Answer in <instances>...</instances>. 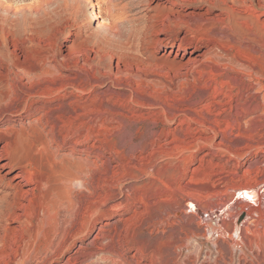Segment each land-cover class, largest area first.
<instances>
[{
  "label": "bare ground",
  "instance_id": "bare-ground-1",
  "mask_svg": "<svg viewBox=\"0 0 264 264\" xmlns=\"http://www.w3.org/2000/svg\"><path fill=\"white\" fill-rule=\"evenodd\" d=\"M95 1L101 10L99 4L104 1ZM240 1L244 11L225 5L217 12L207 9L201 14L193 11L184 14L186 17L198 15V20H189L177 14L163 17L155 12L156 6L151 5L150 0H129L120 6L113 3L105 9V17L109 20L118 18L123 22L124 18L130 16L126 18L130 31L124 34L116 28L114 30L111 26H104L111 29L110 34L108 37L106 34L100 37L97 31L102 27L96 26V33L85 30L88 17L83 18V8L92 3V0H71V7L67 10L69 16L65 17L64 14L62 18L64 21H71L68 33L76 40L65 45L67 52L61 54V59L67 61L74 56L85 55L84 52L88 51L86 57L89 66L97 65L108 54L116 55L117 61L131 67L142 66L145 73L149 67L161 66L187 74L195 72V67L202 63L213 45L221 43L235 51L242 49L251 61L249 64L264 72V5ZM126 13L128 15L122 17ZM2 21L0 25L4 26ZM211 24L226 25L235 37L219 40L211 32ZM100 25L103 26L102 22ZM6 27L1 28L0 33V264H52L59 263L61 259L64 264H84L92 258L102 262L107 259L109 261L108 255L121 258L114 260L112 264H169L164 256L165 251L173 238L170 231L179 224L169 216L153 214L152 205L145 201L136 202L143 207L137 209V204L131 203L132 195L130 197L129 192L123 193L121 190L122 184L117 183V187L110 189L108 194L106 191L102 193L100 180H95V177L104 178L105 167L109 169L107 166L110 167V172L121 176L113 169L116 166L107 164L109 158L101 151L103 141L98 137L103 134L105 126L85 119L91 106L96 107L95 115L99 116L101 113V106L93 96V100L86 97L95 90V86L102 87L98 85L100 79H96L97 84L81 79L78 74L81 69L74 70L73 76H61L53 68L40 62L25 40L16 38L14 43V30L11 32V27L9 30ZM13 28L16 27L13 25ZM43 28L45 30L47 27ZM41 29L40 27V31L43 30ZM77 39L82 42H77ZM10 43L13 49L10 48ZM17 43L20 45H16ZM17 47L20 54L16 51ZM60 67L66 68L61 64ZM85 68L82 67V71ZM20 85L21 89L18 88ZM260 85L264 88L263 79ZM220 87L223 85L220 84ZM229 98L230 103L232 97ZM12 105L15 107L12 108ZM22 114H26L30 121L21 123L15 119V116ZM154 121L156 124H160L158 121L164 124L176 122L175 127L165 129L166 145H175L180 140L178 135L182 133L180 128L184 125L188 131L190 122H198L191 116L181 118L174 113H163L160 120L155 118ZM199 123L204 124V121L197 124L200 125ZM210 127L213 128L211 125ZM200 131L195 130V134L192 132L194 137L189 145L198 146L209 141L207 137L200 136ZM94 149L98 152L92 158ZM261 188H264V184ZM250 190L234 187V193L242 192L243 196L258 202L255 193L258 194L261 189L258 191L256 188L255 193ZM186 197V209L175 210L178 219H181L182 214L192 219L197 217L195 212L188 210L189 203H196L203 213L213 212L215 208L204 210L196 202L199 200L195 196ZM166 199L162 202L169 200ZM174 204L176 207L180 206L179 202L174 201ZM256 211L257 208H252V212ZM115 213L121 214L115 220L103 221L105 214ZM212 227L214 226L210 228ZM212 230L214 232L213 228ZM179 241H174L176 248H180ZM120 243L123 244L122 248ZM261 247L260 256L264 264V244ZM129 252L131 254L128 256Z\"/></svg>",
  "mask_w": 264,
  "mask_h": 264
},
{
  "label": "rangeland",
  "instance_id": "rangeland-1",
  "mask_svg": "<svg viewBox=\"0 0 264 264\" xmlns=\"http://www.w3.org/2000/svg\"><path fill=\"white\" fill-rule=\"evenodd\" d=\"M128 1L101 0L103 2L99 4L101 10L95 4V0L86 4L83 8V18L88 17L85 22L86 32L96 33L97 29L102 27L99 30L103 33L99 30L97 33L100 37L104 34L108 37L111 29L104 26H111L114 30L126 34L130 31L126 18L130 17L127 15L131 12L122 16H127L123 22L118 18L109 20L104 13L113 3L120 6ZM246 1L264 5V0ZM240 2V0H150L151 5L156 6L157 14L163 17L177 14L189 20H198L199 16L186 17L184 14L188 11L201 14L208 9L217 12L222 6L244 11ZM71 4V0H0V24L6 14L2 21L4 26L0 25V33L1 28L7 26L6 29L9 30L11 27L9 31L14 30L12 36L14 43L16 38L25 40L40 62L46 67L53 68L61 76H73L74 70L81 69L78 72L81 79L92 83L100 79L98 85L102 87L95 86V90L86 97L93 98L101 106V113L99 116L95 115L96 107L91 106L93 109L90 107V113L87 112L85 119L105 126L103 134L98 137L103 141L101 151L109 158L107 164L116 166L113 169L121 174L116 176V173L109 171V166H107L109 169L105 167L104 178L95 177V180H100L102 193L106 191L109 194L113 187H117V183L122 184L123 193L127 191L130 197L132 195L131 203L138 201L150 203L153 214L169 216L179 224L170 231L174 239L172 238L173 241L171 240L164 255L169 264H257V261L258 264H263L261 246L264 244L262 227L264 188L261 187L264 184V88L261 87L260 81L264 80V72L249 64L251 61L242 49L235 51L221 43L213 45L202 63L195 67V72L187 74L161 66L149 67L145 73L142 66L131 67L117 61L116 55L108 54L97 65L92 63L95 65L89 66L86 57L88 51L84 52L85 55L81 54L63 61L61 54L67 52L65 45L73 39L76 40L68 33L71 21L65 19L68 20L66 23L63 19L64 16H69L67 10ZM101 22L103 26L100 25ZM39 26L43 30V26L47 28L43 32ZM211 29L219 40L234 36L232 30L224 24H211ZM77 40L82 42L81 39ZM11 45L10 43V48L13 49ZM17 50L19 53V47ZM59 63L66 68L61 69ZM80 65L87 69L82 71ZM220 84L223 85L222 88ZM18 88L21 89L22 86ZM229 96L232 97L230 103ZM15 105L11 107L14 108ZM163 113H174L181 118L188 115L198 122L204 121V124L198 125V122L192 121L188 131L184 125L180 128L183 134L178 135L180 140L175 145H166L164 133L170 127H175L176 122L164 124L158 121L160 124H156L155 118L160 120ZM15 119L21 123L30 121L26 114L15 116ZM123 127L130 128L123 130ZM195 130H199L200 136L207 137L209 141L198 146L189 145L192 143ZM140 131L143 133H139ZM158 132L161 135H158ZM97 152V149L92 150L91 157L94 158ZM236 186L251 189L250 191L254 193L257 191L256 188L258 191L260 188L258 194L255 193L258 202L243 196L242 192L234 193ZM186 194L195 196V199L199 200L196 202L204 210L215 207L214 213L209 211L203 213L196 203L195 205L189 203L188 210L195 212L197 217L192 219L182 214L181 219H178L175 210L186 209ZM163 199L170 201L164 203ZM174 201L179 202L180 206L176 207ZM136 204L137 209L143 208L142 204ZM252 208H257L256 213L252 212ZM120 214H105L103 221L115 220ZM209 224L214 226L212 227L214 232ZM175 239L180 240V248L174 246ZM122 246L123 244L120 245L121 248ZM130 254L131 252L128 256ZM108 256L109 261L107 259L102 262L92 258L90 262L84 264H112L114 260L121 259L113 255ZM52 264H64L63 259Z\"/></svg>",
  "mask_w": 264,
  "mask_h": 264
}]
</instances>
